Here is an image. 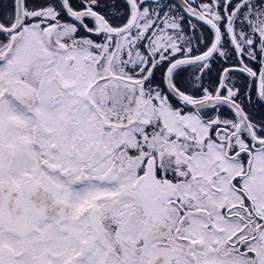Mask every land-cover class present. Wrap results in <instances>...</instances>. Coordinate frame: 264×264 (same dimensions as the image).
I'll use <instances>...</instances> for the list:
<instances>
[{"label":"snow or ice","instance_id":"1","mask_svg":"<svg viewBox=\"0 0 264 264\" xmlns=\"http://www.w3.org/2000/svg\"><path fill=\"white\" fill-rule=\"evenodd\" d=\"M0 264H264V0H0Z\"/></svg>","mask_w":264,"mask_h":264}]
</instances>
